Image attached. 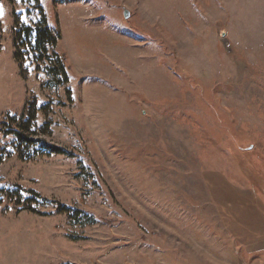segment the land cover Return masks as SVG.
<instances>
[{
  "label": "rangeland",
  "instance_id": "obj_1",
  "mask_svg": "<svg viewBox=\"0 0 264 264\" xmlns=\"http://www.w3.org/2000/svg\"><path fill=\"white\" fill-rule=\"evenodd\" d=\"M14 1L0 264H264V0ZM43 16L69 78L17 64Z\"/></svg>",
  "mask_w": 264,
  "mask_h": 264
},
{
  "label": "trees",
  "instance_id": "obj_2",
  "mask_svg": "<svg viewBox=\"0 0 264 264\" xmlns=\"http://www.w3.org/2000/svg\"><path fill=\"white\" fill-rule=\"evenodd\" d=\"M12 5L15 4L14 0H10ZM17 22L15 32V49H16V61L17 64L23 65V50L35 59V63L38 67H41L48 76L55 77H68L69 72L66 65V60L62 54L58 52V47L62 41L61 31L58 25L50 26L46 16H43L41 23L35 27H22ZM50 62V65L46 68L42 66V63ZM16 132V131H14ZM18 133V132H17ZM16 133V134H17ZM18 136H20L18 134ZM24 143H27L22 139ZM34 141H32L33 143ZM39 142V141H37ZM40 149L42 153L54 156H66L68 153L59 147L48 145L44 141H40ZM44 151V152H43ZM63 214H68V211H63ZM77 214L71 216L76 218Z\"/></svg>",
  "mask_w": 264,
  "mask_h": 264
},
{
  "label": "water",
  "instance_id": "obj_3",
  "mask_svg": "<svg viewBox=\"0 0 264 264\" xmlns=\"http://www.w3.org/2000/svg\"><path fill=\"white\" fill-rule=\"evenodd\" d=\"M125 18H126V19H128V18H129V15H128L127 13L125 14Z\"/></svg>",
  "mask_w": 264,
  "mask_h": 264
}]
</instances>
